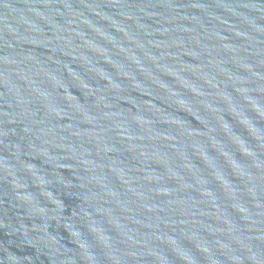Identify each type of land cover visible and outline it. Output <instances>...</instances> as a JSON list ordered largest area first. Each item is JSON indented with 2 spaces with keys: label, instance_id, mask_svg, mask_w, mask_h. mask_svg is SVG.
<instances>
[{
  "label": "water",
  "instance_id": "1",
  "mask_svg": "<svg viewBox=\"0 0 264 264\" xmlns=\"http://www.w3.org/2000/svg\"><path fill=\"white\" fill-rule=\"evenodd\" d=\"M0 264H264V0H0Z\"/></svg>",
  "mask_w": 264,
  "mask_h": 264
}]
</instances>
